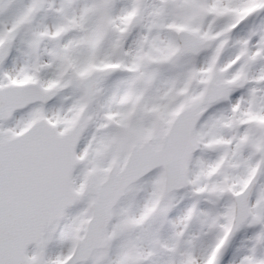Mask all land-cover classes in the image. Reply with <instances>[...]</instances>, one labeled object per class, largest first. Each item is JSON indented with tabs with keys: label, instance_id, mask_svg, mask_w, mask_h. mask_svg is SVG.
I'll list each match as a JSON object with an SVG mask.
<instances>
[{
	"label": "snow or ice",
	"instance_id": "obj_1",
	"mask_svg": "<svg viewBox=\"0 0 264 264\" xmlns=\"http://www.w3.org/2000/svg\"><path fill=\"white\" fill-rule=\"evenodd\" d=\"M0 264H264V0H0Z\"/></svg>",
	"mask_w": 264,
	"mask_h": 264
}]
</instances>
